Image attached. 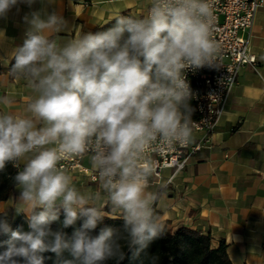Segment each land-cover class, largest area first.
<instances>
[{
  "label": "clouds",
  "instance_id": "obj_1",
  "mask_svg": "<svg viewBox=\"0 0 264 264\" xmlns=\"http://www.w3.org/2000/svg\"><path fill=\"white\" fill-rule=\"evenodd\" d=\"M38 2L44 0H0V19ZM212 10L213 0H151L146 16L117 14L113 27L63 44L52 35L67 25L60 13L41 8L24 16L25 39L10 54L9 74L31 85L34 96L26 115L0 113V172L8 163L24 165L13 178L20 189L14 207L26 215L28 230L13 231L0 218V235L10 233L0 241V264H44V252L57 264H106L125 258L121 239L135 259L163 234L149 150L194 140L184 70L218 67ZM5 40L0 30V44ZM0 103L12 101L5 96ZM82 155L98 176L95 190L78 188L60 166ZM105 205L123 218L126 236L109 226L90 235ZM60 208L64 218L53 230ZM80 218L81 228L69 237L64 229ZM65 252L72 259H62Z\"/></svg>",
  "mask_w": 264,
  "mask_h": 264
},
{
  "label": "crops",
  "instance_id": "obj_2",
  "mask_svg": "<svg viewBox=\"0 0 264 264\" xmlns=\"http://www.w3.org/2000/svg\"><path fill=\"white\" fill-rule=\"evenodd\" d=\"M150 3L151 0H44L31 9L25 4H20L19 10L13 8L6 19H0V30L6 36L0 44V97L7 96L12 101L9 105L0 103V113L26 115L34 96L31 85L14 79L7 70L12 50L25 39L26 14L41 8L60 13L67 25L52 35L63 44L112 21L117 14L146 16ZM249 47L256 67L240 70L212 134L210 148L194 154L168 184L170 170H163L158 182L150 177V191L158 194L154 211L164 227H185L209 235L213 248L223 241L232 264H264V6L256 12ZM82 163L91 169L88 159ZM23 166L21 163L19 170ZM69 174L81 190L99 186V180L92 182L85 174ZM19 195L16 186L5 201H0V213L13 221L26 220V215L17 213L14 207ZM102 210L106 217L122 218L113 217L115 213L109 205Z\"/></svg>",
  "mask_w": 264,
  "mask_h": 264
},
{
  "label": "built area",
  "instance_id": "obj_3",
  "mask_svg": "<svg viewBox=\"0 0 264 264\" xmlns=\"http://www.w3.org/2000/svg\"><path fill=\"white\" fill-rule=\"evenodd\" d=\"M262 6L264 0H213L211 35L219 48L218 67L184 70L193 94L190 102L195 109L192 115L194 140L186 146L149 150L155 181L162 178L163 170H170L166 178V183H170L185 169L194 154L210 148L212 134L224 114L240 70L245 66L256 67L249 44L256 12ZM85 158L88 156L69 157L62 160L60 166L68 173H82L97 182L99 179L94 171L83 165Z\"/></svg>",
  "mask_w": 264,
  "mask_h": 264
},
{
  "label": "trees",
  "instance_id": "obj_4",
  "mask_svg": "<svg viewBox=\"0 0 264 264\" xmlns=\"http://www.w3.org/2000/svg\"><path fill=\"white\" fill-rule=\"evenodd\" d=\"M115 19L112 21L94 28L90 32L96 33L105 31L108 28L113 27ZM23 44V43H22ZM22 44L20 46H22ZM14 58L11 59L7 70L9 71L12 64H14ZM2 68L0 66V73ZM193 107L192 103L190 102ZM21 171L14 168L11 163H8L5 169L0 172V201H5L9 193L16 187L14 177ZM37 209L36 211H41ZM0 218H6L13 231L24 230L27 231V220L17 219L11 220L10 217L0 213ZM64 218V211L59 209V220L54 222L51 227L53 230H57L61 227V221ZM83 224V218L78 219L74 225L64 229L69 237ZM112 227L116 229L118 236H126L124 230L123 218H110L104 216L102 221L97 225V228L90 232V235L96 236L103 227ZM10 239V233L7 235H0V241H6ZM120 243L124 246L123 250L125 258L123 260H109L106 264H150V258L158 257L157 264H232L226 253V245L222 241L219 246L213 248L211 246V239L209 235H204L199 231L187 229L185 227H178L174 230L165 227V231L161 236L154 239L149 247L142 252L140 256L135 259L132 258V253L128 249L126 241L121 239ZM5 250L4 247H0V252ZM41 255L44 256V264H57V258L51 252H44ZM62 259H72L68 252L63 254Z\"/></svg>",
  "mask_w": 264,
  "mask_h": 264
}]
</instances>
